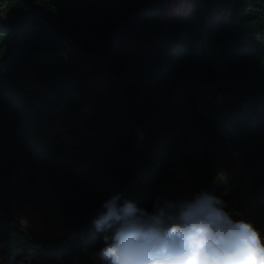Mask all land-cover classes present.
Returning <instances> with one entry per match:
<instances>
[{"label":"trees","instance_id":"obj_1","mask_svg":"<svg viewBox=\"0 0 264 264\" xmlns=\"http://www.w3.org/2000/svg\"><path fill=\"white\" fill-rule=\"evenodd\" d=\"M181 1L0 0V62L31 66L39 79L66 80L43 95L51 108L63 102L73 113H81L88 98L82 80H101L91 115L69 128H107L114 135L109 148L63 145L34 153L17 134L38 97L18 76L0 75L5 256L20 249L25 264H100L94 254L106 233L93 219L103 201L122 193L151 211L157 197L178 200L181 182L172 170L181 166L191 195L213 194L231 151L264 214V0H205L223 15L201 54L189 46L197 30L191 0L173 8ZM203 78L218 85L208 100L189 96L177 103L188 80ZM36 168L62 208L66 234L60 239L27 230L9 212L14 190Z\"/></svg>","mask_w":264,"mask_h":264},{"label":"rangeland","instance_id":"obj_2","mask_svg":"<svg viewBox=\"0 0 264 264\" xmlns=\"http://www.w3.org/2000/svg\"><path fill=\"white\" fill-rule=\"evenodd\" d=\"M189 0H182L174 4L173 8L180 10L182 4ZM192 21L197 30L190 38V49L193 54H201L208 49V40L215 29L220 27L223 12L221 9H212L205 0H191ZM8 11L4 12V17ZM0 75H16L22 83L29 87L32 94L38 97V107L28 124L18 132L32 146L34 153L38 150L52 149L58 146H95L113 147L114 135L110 129L104 128L95 133L83 129L70 132L69 123L81 127L79 116L89 117L97 96V90L104 88L101 80H82L80 83L89 90L86 105L81 113L60 104L61 108H51L50 102L43 94L52 87H59L67 82L64 79H39L34 74V68L23 66L18 61L0 62ZM218 85L211 79L188 80L183 89L175 95V100L183 104L187 97L194 101L208 100L217 90ZM43 92V93H42ZM50 99H56L51 95ZM61 101V100H59ZM68 125V126H67ZM90 143H88V142ZM92 143V144H91ZM179 178L181 188L176 193L177 199L191 195L188 174L184 166L172 170ZM218 182L224 181L225 186L215 189L213 195L227 197L224 201L225 211L233 219L252 223L264 237V226L258 228L264 219L261 202L250 194L249 174L244 172L238 162L237 155L231 151L224 166L219 170ZM237 186L238 193L234 194L232 188ZM14 203L9 212L27 230L45 239H60L65 236L66 228L62 208L56 200L49 179L36 168L30 177L13 192ZM3 244L0 242V264H4L7 256L2 253Z\"/></svg>","mask_w":264,"mask_h":264},{"label":"clouds","instance_id":"obj_3","mask_svg":"<svg viewBox=\"0 0 264 264\" xmlns=\"http://www.w3.org/2000/svg\"><path fill=\"white\" fill-rule=\"evenodd\" d=\"M122 197L103 201L93 219L106 233L94 254L100 264H264L261 232L233 219L206 190L178 200L157 197L151 211ZM25 261L16 249L4 264Z\"/></svg>","mask_w":264,"mask_h":264},{"label":"crops","instance_id":"obj_4","mask_svg":"<svg viewBox=\"0 0 264 264\" xmlns=\"http://www.w3.org/2000/svg\"><path fill=\"white\" fill-rule=\"evenodd\" d=\"M222 175V174H221ZM220 175V176H221ZM218 176H219V174H218ZM218 176H217V178H216V181H215V185H216V189H219V188H222V187H224L225 186V183H224V181H220V182H218L219 180H217L218 179ZM220 176H219V178H220ZM234 191V194L236 193H238V189H237V186H235L234 188H232V192ZM227 197H225V196H222L221 197V199L222 200H225ZM263 221V220H262ZM262 221H261V223H262ZM260 223V224H261ZM264 226V224L263 225H261L259 228H262Z\"/></svg>","mask_w":264,"mask_h":264}]
</instances>
